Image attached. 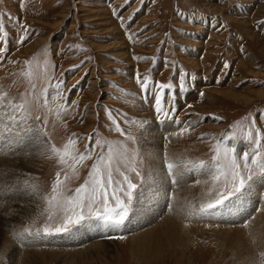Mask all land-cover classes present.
<instances>
[{
  "label": "rangeland",
  "instance_id": "obj_1",
  "mask_svg": "<svg viewBox=\"0 0 264 264\" xmlns=\"http://www.w3.org/2000/svg\"><path fill=\"white\" fill-rule=\"evenodd\" d=\"M0 24L4 26L0 36L8 34L6 41L0 40V47L7 49L0 59V86L12 95L24 92L28 88L21 75L25 62L42 61L45 53L53 65L52 83L63 81L68 114L60 121L50 117L47 128L58 146L73 133L80 137L98 133L109 141L123 139L110 131L115 116L122 128L138 137L144 153L141 171L146 173L153 156L148 127L155 122L175 125V133L191 126L182 135L173 132L164 137V148L173 160L209 159L212 138L230 133L238 121L248 123L245 117L254 119L264 132V0H0ZM21 36L26 38L18 43ZM137 75L141 81L148 79V90L137 84ZM159 84L171 85L162 96L172 101L180 124L157 118L154 96L160 92ZM135 119L145 121L146 129L127 123ZM86 144L88 140L81 139L77 148L83 151ZM245 147L239 143L240 149ZM28 151L29 155H22L6 170L1 167L0 172L8 173L7 181L25 173L20 179L30 178L39 192L47 194L59 170L55 158L49 159L51 153L41 148ZM94 159L85 162L73 188L83 182ZM160 184L170 192L166 209L171 205L173 210L175 187L171 185L170 190L167 182ZM210 187V182L190 187L193 204L209 199ZM22 199L25 203L20 207L12 202L11 207L22 210L14 212L20 213L15 226L20 231L26 226L41 227L46 219L44 205L30 197ZM11 207L1 209L0 214ZM134 207L136 199L127 221L133 219ZM252 211L228 221L207 218L194 222L182 214V221L175 224L177 230L169 235L168 247L157 246L163 234L154 233L167 215H149L140 229H122L112 239L114 243L102 249L95 245L110 241L100 239L102 232L78 245L29 238L25 242L34 243L24 248L17 241L11 247L3 246L15 228L0 225V264H262L264 200ZM144 235L147 243H139L138 236ZM15 247L22 248L16 262Z\"/></svg>",
  "mask_w": 264,
  "mask_h": 264
},
{
  "label": "snow or ice",
  "instance_id": "obj_2",
  "mask_svg": "<svg viewBox=\"0 0 264 264\" xmlns=\"http://www.w3.org/2000/svg\"><path fill=\"white\" fill-rule=\"evenodd\" d=\"M3 27L0 24V30ZM7 35L4 33L0 40L6 41ZM25 38L21 36L18 43H22ZM5 51L6 47H0V59H3ZM25 64L21 75L27 80L28 88L24 92L12 95L0 86V156H26L30 154L28 149L41 148L51 153L48 158H55L59 170L55 173L47 194L39 192L30 178L20 179L21 176H27L25 173H18L17 178L12 181L5 180L6 174L0 173V208L6 203L4 197L23 196L42 203L46 214L41 227L34 230L33 227L26 226L21 232L13 233V238L44 239L91 220L102 221L113 229L119 228L127 219L133 201L138 199L139 189L147 178L141 171L144 153L139 147L138 137L122 128L115 116H112L110 131H115L123 139L109 141L98 133L88 137L73 133L62 145H56L47 128L50 117L60 121L68 114L70 106L63 96V81L52 83L50 69L53 65L46 53L42 61L37 59L26 61ZM136 82L141 89L148 90L147 78L141 81L137 75ZM157 87L160 89L154 96L157 118H163L162 123L171 121L180 124L172 101H165L162 96L163 90L171 85L159 84ZM183 88L184 85L181 84L180 89ZM34 112L38 114L33 115ZM244 119L248 123L238 121L230 133L212 138L213 154L207 160H173L164 153L162 164L170 185L179 186L190 175H194L196 179L189 187L211 183L208 189L210 198L198 206L189 204L188 216H215L220 210L230 208L234 201L241 199L254 180H264V132L256 126L254 119ZM127 123L141 130L147 127L145 121L140 119L128 120ZM190 127H182L174 135H182ZM81 139L88 140L83 151L77 148ZM239 143L246 144V147L240 149ZM96 148L100 151L96 152ZM148 155L151 156L150 153ZM93 157L95 159L87 176L79 186L73 188L72 182L80 179V171L86 166L85 162ZM201 176L206 179L201 180ZM169 209L171 210V205ZM261 258L264 264V253H261Z\"/></svg>",
  "mask_w": 264,
  "mask_h": 264
},
{
  "label": "bare ground",
  "instance_id": "obj_3",
  "mask_svg": "<svg viewBox=\"0 0 264 264\" xmlns=\"http://www.w3.org/2000/svg\"><path fill=\"white\" fill-rule=\"evenodd\" d=\"M209 26L212 27V24H210ZM238 98H239V96H238ZM176 128L177 127L171 123L161 124V123H156V122L153 123L150 127H148V129H150V131L148 132V135L151 138V141L150 142L148 141V142L151 144V147H152L151 151L150 150L149 151L151 153H153L152 154L153 156H151L149 158V166H151V168H150V170H148L145 173L147 178H146L143 186L140 188V193H139L138 199H136L137 200V207L136 208L134 207L135 209L133 208V211H132L133 219L131 218L128 221L126 220L127 222H124L123 225H121L119 228H116V229H113V228L107 226L108 230H110L111 233L121 234V233H123L122 229H124L125 231H127V230L130 231V230H133L134 228L140 229V227H141L140 224H143L145 222V220H148L149 215H157L158 218H160V216L167 215L168 217L166 216L165 219L163 218L164 221L161 223L160 228L154 230V233L156 235H162V234L165 235L164 237L162 235V238L159 239V241L161 243L157 242V244H158L157 246H161V244H165L166 247H168L171 244L172 238L169 237V235L172 236L171 233L173 231L177 230L175 224L176 223L178 224V222L180 221L179 219H181V221H182V218H181L182 214L187 215L188 205L194 203V202H192V200L195 197L191 193V188L189 187V185H192L196 179V177L194 175H190L186 179L185 182L181 183L179 186H174L175 187L174 188V199H175L174 200V209L173 210H170V209L167 210L168 209L167 203H168V197L170 196V192H167L166 187L161 186L160 183L163 181V183L166 184V182H167L169 184L170 190L172 187L169 183V179L166 176V173H165V170H164L163 164H162V157H163L164 153H167L165 148H164V137L175 132ZM168 156H171V155H168ZM22 157H23L22 155L21 156H0V168L2 167L1 169H5L7 167H11V165L14 162L18 161ZM0 173H2V172H0ZM6 174H8V173H6ZM5 178H7V175L4 177V179ZM7 179H5V180H7ZM187 187H188V189H187ZM144 193H146V196L144 195ZM262 195H264V180H259V179L254 180L253 183L251 184V187L244 194V196L241 197V199L234 201L230 208L220 210L215 216L206 217V218H195V217H193V220H194V222H196V221L200 222V221L205 220V219L207 220V218L208 219L214 218V219L218 220L219 218H227L228 219L229 217L238 219L239 216H244L245 214L250 213L254 206H257L261 200H264V197ZM22 197L23 196H20V197L10 196L9 199L7 198L8 201H6V199H4L5 198L4 197L3 199L6 201V203L4 204V206L2 208H0V210L2 209L1 211H3L5 207L9 208V207L13 206V203L17 207L23 206L25 201L22 205V202H23ZM169 204H171V203H169ZM17 207H15V208L11 207L12 210H9L8 208H6L8 210V212L6 213V211H5L4 214H0V225L9 226V227L13 225V227L15 228V231H13L10 234L12 236V238L10 239L8 237V239H4V245L3 246H10L11 247V245L13 244V241H17L16 243L20 247L23 246V248H24L25 246L32 245V243H34V242L30 243V242H25V240L23 241V240L13 238V233L21 232L20 229L18 228L19 226H15L16 223L18 222L20 213L14 214V212L15 211L20 212V210H21L20 208L18 210H16ZM167 212L169 214H167ZM252 213H253V211H252ZM261 214H263V212ZM259 216H260V214H259ZM240 218H242V217H240ZM243 218H245V217H243ZM232 220H231V222H232ZM254 220H255V218H254ZM257 221H259V220H257ZM259 222L261 223V221H259ZM263 222H264V220H263ZM155 225H156V223H155ZM177 227H179V225ZM104 228H105V225L102 226L95 221H92V222L90 221L89 223H85L83 226H79V227L75 228L74 230L67 232L65 234L48 236V237L44 238V242L61 243V244L64 243L67 245L68 244L78 245V243L80 244L81 242H85L88 238L92 237V235H94V234L99 235L100 232L104 231ZM252 231H254V230H252ZM259 235L261 236V234H259ZM100 236H102V234H100L99 237ZM241 237L243 238V236H241ZM138 238H139V241H138L139 243L144 242V241L147 243V239L145 238V235H144V237L138 236ZM143 238H145V239L143 240ZM140 239H142L143 241ZM153 239H155V238H153ZM236 240H239V238ZM34 241H37V239H34ZM244 242H246V241H244ZM108 243H114V240H110L109 242H104L103 244H101V243L97 244V245H95V247L97 246L98 249H102L100 247L108 246ZM240 243H242V242H240ZM152 245H155V243L153 242ZM21 249L18 247H15V251L13 250L12 254L14 257V260H13L14 262L18 261V258H20L18 256L22 252ZM168 249L166 248V250H168ZM23 254H24V252H23Z\"/></svg>",
  "mask_w": 264,
  "mask_h": 264
}]
</instances>
